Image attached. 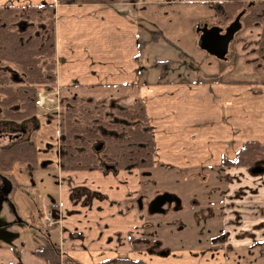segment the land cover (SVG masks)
<instances>
[{"label": "crops", "instance_id": "0c3cea01", "mask_svg": "<svg viewBox=\"0 0 264 264\" xmlns=\"http://www.w3.org/2000/svg\"><path fill=\"white\" fill-rule=\"evenodd\" d=\"M229 1L99 0L58 4L55 0H0V7L53 6L54 90L60 98L104 101L109 96L110 100H119L120 107L141 104L154 147L153 166L148 172L163 179L167 173L177 176L175 173L201 172L212 179L222 173L238 179L227 184L228 177L223 178L227 188L216 204L218 209L210 206L216 202L210 203L209 197L200 203L195 200L189 204V211L174 221L187 226L193 220L205 224L217 221L222 229L215 228L213 235L198 234L200 229L191 228L163 230L165 221L150 225L151 220L146 221L143 209L135 204L146 194L142 188L145 176L142 178L138 170L61 172L58 140L53 136L50 141L47 135L49 131L58 133L57 114L36 109V120L29 121L35 127L31 136L19 135L15 130L1 133L10 135L5 137L9 142L31 140L36 148L37 169L49 167V155L54 159L53 167L59 173L54 199L49 197L40 206L41 212L46 208L49 215V206L55 208L51 236L57 241L60 260L78 264L109 259L144 264H264V255L256 246L264 242V173L246 176L244 168L220 166L223 159H233L248 142L259 145L264 154V78L192 79L178 57L179 48L200 50L196 27H219L218 15ZM241 1L252 5L264 0ZM192 55L198 60L197 51ZM157 62L160 64L154 66ZM31 173L14 168V181L7 182L0 176V190H13L18 174ZM97 181L110 191L114 192L112 187L121 189L122 198H105L104 189L92 192L98 190L91 186ZM214 188L208 187L207 191ZM91 193L108 203L95 199L90 203ZM129 203L131 208L126 206ZM99 220L106 222L97 229L95 222ZM118 225L123 226L121 232L115 228ZM6 228L7 223L2 225L0 220V264H45L33 255L39 231L45 229L40 218L22 219L20 235L28 234V241L13 235L17 230L8 235ZM152 237L161 243L157 254L151 253L144 242L155 240ZM130 239L143 241L140 252L131 249Z\"/></svg>", "mask_w": 264, "mask_h": 264}, {"label": "trees", "instance_id": "16d2710c", "mask_svg": "<svg viewBox=\"0 0 264 264\" xmlns=\"http://www.w3.org/2000/svg\"><path fill=\"white\" fill-rule=\"evenodd\" d=\"M58 4L87 3L99 0H55ZM112 1V0H100ZM242 10L239 32L259 28L256 54L264 58V1L246 5L241 0H232L222 6L219 18L223 25L230 23ZM54 22L53 6L0 7V131L11 126L7 133L16 130L17 125L36 117L34 106L38 91L45 93L55 89L54 77ZM160 63H154L158 66ZM222 65H219V69ZM92 100L77 96L58 99V165L61 172L102 170V157L108 159L112 170L136 169L141 177L152 169L154 147L146 126L143 108L133 102L115 111L117 123L106 121L101 107ZM5 128V129H4ZM116 130L114 136L101 135L102 130ZM5 132V131H4ZM102 143L100 151L94 146ZM102 156V157H101ZM255 165L264 168V154L259 145L248 142L242 145L231 160L223 159L221 167H240L249 170ZM22 168L35 171L36 148L31 140L12 139L0 148V176L7 182L14 181L12 171ZM2 191V189L0 190ZM53 224L39 231V243L33 255L45 264H78L72 260H60L57 241L51 236L54 231L55 208H48ZM216 240V239H215ZM213 239V241H215ZM212 241V242H213ZM131 249L142 250V240L130 239ZM150 252L157 254L161 243L144 241ZM264 255V242L257 243ZM159 254V253H158ZM98 264H144L142 261L109 259Z\"/></svg>", "mask_w": 264, "mask_h": 264}, {"label": "rangeland", "instance_id": "374dc122", "mask_svg": "<svg viewBox=\"0 0 264 264\" xmlns=\"http://www.w3.org/2000/svg\"><path fill=\"white\" fill-rule=\"evenodd\" d=\"M220 27H225L222 23L219 25ZM259 28L255 29H249L245 30L243 32H237L234 37L232 42L229 44L228 47V53L226 55V60L219 62L212 57L206 55L205 53L201 52L200 50L198 51L197 49H192L191 51H187L186 48L181 49L179 48V51L181 55H178L180 57L179 60H181V66H183L190 75H188L189 78L192 79H222L228 78V77H237V78H258V79H263L264 78V58H261V56H258L256 54V49H257V41H258V36H259ZM183 48V47H182ZM194 51H197L198 53V60H194L195 57L192 55ZM180 62V61H179ZM219 65H222V70L219 69ZM218 66V67H217ZM213 67V72L212 73L210 70H212ZM185 72V73H186ZM191 76V77H190ZM186 78V77H184ZM58 98H60V95L58 93ZM110 97H105L103 100H94V104L97 105L98 107H101V112L108 113L112 115V117L115 116V110H113L117 105H120L119 100L117 99H109ZM110 103L113 104V107H110ZM53 111H50L48 113H51V115H54L52 113ZM50 115V117H51ZM38 116H41L38 114ZM42 117V116H41ZM103 117L105 118L106 121L110 120V117L107 119L104 115ZM36 120V118H34ZM51 119H54L51 117ZM29 121H25L20 123L21 129H24L26 133L28 132L29 136L33 133L32 131L35 130V127L29 125ZM27 123V124H26ZM58 125V123H57ZM11 126H7L4 129L8 131V129ZM11 129V128H10ZM58 130V127H57ZM3 132V131H2ZM55 135L52 133L50 134L47 133L49 140L52 141L51 137H55L58 140V133L54 132ZM57 134V136H56ZM45 137V136H43ZM1 138V137H0ZM9 143L8 139H4L2 137L0 139V148L7 145ZM51 152L48 151V154ZM102 157V156H101ZM51 158L50 155L48 157L49 160V167L47 169H40L38 168L35 171H32L31 174L29 175H21L18 174L16 177V187L13 190H9L8 188L2 189L0 191V220L1 224L4 225V223H7V234L9 235L10 232L13 230H17L16 234L13 235H20V230L22 228H19L21 225V221L27 220V218H32V219H39L41 215V206L40 203L41 201L46 200L47 198H52L54 199V195L56 192V179L59 175L58 171L55 170L53 167L54 159H49ZM102 164L105 165V167H102V171H104L105 168L110 167L111 163L108 161L107 158L102 157ZM229 168V167H228ZM246 170V176H252L249 174V170L244 168ZM147 172V170L145 171ZM119 173V172H118ZM148 176H145L143 179V190L146 193L144 196L146 199H150L151 197L155 196L156 194H159L163 191L171 192L173 194L178 195L177 197L179 198L180 196V203H182V208H180V212L178 211H171L170 208L165 212V215H152L149 216L146 213V202H144V207H143V218L148 221L151 220V223L154 221L158 220L160 221H165L164 224L167 226H164L165 228L163 230H170V231H175L176 229L180 231L181 229L188 230V228L191 229H200L198 231V234L201 233H208L210 235H213L215 232L214 229L217 228L215 231H217L219 228L222 229V223L217 222L212 223L208 222L205 224V221L201 222L200 221H192L188 223V226L185 224V222H174L177 221L178 217L183 214L184 212L189 211V204H192L195 200L198 201L199 203L208 197L210 199V203H214L215 200V205H210L213 206L214 208L218 209L219 205V198L223 197L224 195V190L227 188V185H224L223 178L228 177V180L225 183H230L231 181L238 180L237 178H232V175H227V174H221L219 175L216 179H212L210 175L204 173H175V175H170L171 173H167L165 176L162 175L163 177L166 178H159L158 174L153 175L151 172H147ZM113 175V174H112ZM258 176V175H257ZM143 178V177H142ZM204 178V179H202ZM233 179V180H232ZM207 180V181H206ZM201 181H203L204 184H201ZM93 182V180H92ZM211 184V185H210ZM204 185V186H202ZM92 187L98 188V190H95L92 192H97L104 189L107 190L105 191L106 196H115L117 199H121L123 195V191L120 189L119 191L117 190V187H112L114 188V192L108 190V186H104L106 188H102L99 182L93 183L91 185ZM201 186L203 189H201ZM214 186L215 188L213 190H210L209 192L207 191L208 187ZM194 191L192 193V196L188 195V192ZM127 191V190H126ZM128 192V191H127ZM97 193H91L88 195L90 197V203H92V199H95L98 203H101L102 201L107 202V199H99ZM101 194V193H100ZM115 194V195H114ZM102 195V194H101ZM215 198V199H213ZM48 200V199H47ZM209 203V204H210ZM218 204V205H216ZM129 208H131V203L127 204ZM216 206V207H215ZM98 208H100L98 206ZM180 213V214H178ZM202 212H200L201 214ZM212 211L210 212V214ZM203 214V213H202ZM221 214V213H220ZM210 217V216H209ZM156 219V220H153ZM7 221V222H6ZM100 222L97 223L95 222L97 229H100V225L104 222L105 220H99ZM207 222V221H206ZM100 224V225H99ZM108 225V224H107ZM111 224L108 226L110 227ZM3 226H1L2 228ZM43 227L46 228L43 224ZM115 227V226H114ZM122 225H118L115 227L117 231L121 232ZM23 230V229H22ZM212 230V231H211ZM183 232V231H182ZM188 232V231H187ZM195 232V231H193ZM156 234V231H155ZM183 234V233H182ZM27 236H29L27 234ZM26 235L22 236L20 235V238L23 240H27L28 237ZM152 239H155L157 241V238L152 237ZM28 241V240H27ZM161 247V246H160ZM167 254V253H166Z\"/></svg>", "mask_w": 264, "mask_h": 264}, {"label": "water", "instance_id": "95a60500", "mask_svg": "<svg viewBox=\"0 0 264 264\" xmlns=\"http://www.w3.org/2000/svg\"><path fill=\"white\" fill-rule=\"evenodd\" d=\"M245 10L240 11L234 19L228 23L221 33V29L218 27L207 28L203 25L202 28L196 27V33L201 32V35L197 39V47L205 52L210 57L218 61H224L228 53L229 44L232 42L234 35L240 31V18ZM101 148V144L94 146V151H98ZM108 168H105V170ZM264 173V168L260 165H255L249 169V174L252 176L261 175ZM173 200L176 207L180 206V200L178 197L169 194L162 193L156 195L149 203L147 208L148 215H162L165 213L163 206L166 203H170ZM177 208L174 209L176 211Z\"/></svg>", "mask_w": 264, "mask_h": 264}, {"label": "flooded vegetation", "instance_id": "af4514ba", "mask_svg": "<svg viewBox=\"0 0 264 264\" xmlns=\"http://www.w3.org/2000/svg\"><path fill=\"white\" fill-rule=\"evenodd\" d=\"M228 25V24H227ZM227 25H225V27L227 26ZM203 26V25H202ZM202 26L201 27H199V29L200 28H202ZM212 27H215V26H212ZM225 27H218V28H220L222 31H221V33L223 32V30H224V28ZM208 28H211V27H208ZM198 34V37L201 35V32H198L197 33ZM110 107H113V104L112 103H110V105H109ZM120 108V106H116L113 110H117L118 111V109ZM107 119L110 117V120L109 121H111V123H117V120H115L113 117H112V115H110V114H108V113H104L103 114ZM21 127V125L19 124V125H17V128H16V130L15 131H17L18 133H19V135H25L26 134V131L24 130V129H21L20 128ZM2 131H0V137L2 138V137H4V139H6L5 137L6 136H10V135H5V134H2L1 133ZM28 133V132H27ZM116 133V130H114V129H112V128H108L107 130H102L101 131V135H105V137H109V136H114V134ZM0 138V139H1ZM18 139H20V138H18ZM22 139H24V138H22ZM99 144H101V148H100V150L102 149V143H97L96 145H99ZM100 150H98V151H100ZM97 151V152H98ZM109 168V167H108ZM111 169V168H110ZM162 193H169V194H172V195H174V196H178V195H176V194H173V193H171V192H167V191H163V192H161V193H159V194H162ZM159 194H156V195H159ZM155 195V196H156ZM155 196H153V197H151L150 199H146V197L144 196V195H141L140 197H138V199L135 201V204H136V206H139V207H141V209H143V207H144V202H146V213H147V208H148V205H149V203H150V201L155 197ZM179 200H180V197L178 198ZM170 208V210L171 211H174V209L175 208H177V209H179L180 208V206L179 207H176V205L174 204V202H173V200L170 202V203H166L164 206H163V209H164V211L166 212L168 209ZM177 211V210H176ZM148 214V213H147ZM162 215H165V213L164 214H162ZM150 216V215H149ZM154 216V215H153Z\"/></svg>", "mask_w": 264, "mask_h": 264}, {"label": "built area", "instance_id": "2783aa9c", "mask_svg": "<svg viewBox=\"0 0 264 264\" xmlns=\"http://www.w3.org/2000/svg\"><path fill=\"white\" fill-rule=\"evenodd\" d=\"M34 106L37 110H40L43 112L53 111L57 113L59 110L57 90H54L49 93L38 91L35 95ZM40 220L42 221V223L44 224L46 228L51 227L53 224L52 218L48 214L46 208H43L41 215H40Z\"/></svg>", "mask_w": 264, "mask_h": 264}]
</instances>
